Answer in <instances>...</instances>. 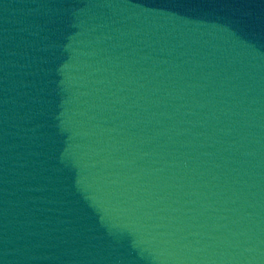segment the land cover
Masks as SVG:
<instances>
[{
	"label": "water",
	"instance_id": "1",
	"mask_svg": "<svg viewBox=\"0 0 264 264\" xmlns=\"http://www.w3.org/2000/svg\"><path fill=\"white\" fill-rule=\"evenodd\" d=\"M0 264H264V0H0Z\"/></svg>",
	"mask_w": 264,
	"mask_h": 264
}]
</instances>
